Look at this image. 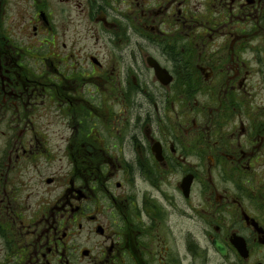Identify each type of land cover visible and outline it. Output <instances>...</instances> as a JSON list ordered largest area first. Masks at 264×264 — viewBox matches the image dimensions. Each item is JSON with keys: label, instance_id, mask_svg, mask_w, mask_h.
I'll list each match as a JSON object with an SVG mask.
<instances>
[{"label": "flooded vegetation", "instance_id": "1", "mask_svg": "<svg viewBox=\"0 0 264 264\" xmlns=\"http://www.w3.org/2000/svg\"><path fill=\"white\" fill-rule=\"evenodd\" d=\"M216 1L0 0V264H264V0Z\"/></svg>", "mask_w": 264, "mask_h": 264}, {"label": "rangeland", "instance_id": "2", "mask_svg": "<svg viewBox=\"0 0 264 264\" xmlns=\"http://www.w3.org/2000/svg\"><path fill=\"white\" fill-rule=\"evenodd\" d=\"M187 1V5L188 7H197L199 8V17L201 21H205L209 18L212 17V9L214 7V5L217 3L216 0H186ZM200 48H202V46H199ZM127 54L129 55L131 53V48L130 47H125ZM218 48V46H211V49H215ZM123 59V56H122ZM123 63V61H122ZM124 64V63H123ZM1 128L4 130V125L1 126ZM2 140H3V136L0 137V149L2 146ZM3 170H5V167H3ZM218 221H215V224H219L221 226H223V229L226 230V226L228 224L227 221H225L223 218H217ZM175 231L178 233V229L174 228ZM205 250H200L199 254L202 256H196V258L194 260L197 261V264H209L210 262H212V264H218L216 263V256L213 254V252H208L210 259L209 261H207V257H206V253H204ZM183 256H184V264H191L192 259L191 256L187 254L186 248H183Z\"/></svg>", "mask_w": 264, "mask_h": 264}, {"label": "water", "instance_id": "3", "mask_svg": "<svg viewBox=\"0 0 264 264\" xmlns=\"http://www.w3.org/2000/svg\"><path fill=\"white\" fill-rule=\"evenodd\" d=\"M216 246L217 248L222 252V254H224L226 251H225V248L216 241Z\"/></svg>", "mask_w": 264, "mask_h": 264}]
</instances>
